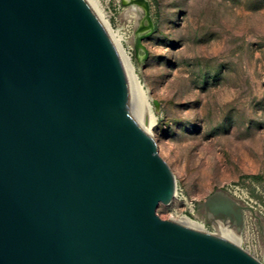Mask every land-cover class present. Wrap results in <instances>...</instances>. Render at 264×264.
<instances>
[{"label":"water","instance_id":"obj_1","mask_svg":"<svg viewBox=\"0 0 264 264\" xmlns=\"http://www.w3.org/2000/svg\"><path fill=\"white\" fill-rule=\"evenodd\" d=\"M170 172L85 1L0 0V264H261L236 199L205 203L220 237L157 214Z\"/></svg>","mask_w":264,"mask_h":264},{"label":"rangeland","instance_id":"obj_2","mask_svg":"<svg viewBox=\"0 0 264 264\" xmlns=\"http://www.w3.org/2000/svg\"><path fill=\"white\" fill-rule=\"evenodd\" d=\"M98 1L149 92L153 140L177 182L157 214L220 236L205 203L236 199L248 207L240 249L264 264V0H145L152 28L144 6Z\"/></svg>","mask_w":264,"mask_h":264},{"label":"bare ground","instance_id":"obj_3","mask_svg":"<svg viewBox=\"0 0 264 264\" xmlns=\"http://www.w3.org/2000/svg\"><path fill=\"white\" fill-rule=\"evenodd\" d=\"M84 1L92 11L94 16L96 17L103 31L106 33L116 53L118 61L121 65V68L123 70L129 88L131 118L134 121L135 125L137 126L138 130L140 131L141 135L143 136L144 140L146 141L147 145L151 149L154 156H157L158 149L154 143L152 131L158 120V117L151 103V97L149 95V92L144 89V86L138 74L136 73L131 57L125 52L122 46L121 39L113 34L107 20L104 19V15L101 12L99 1L98 0H84ZM128 1L133 5H137V4L141 6L144 5L142 0H128ZM161 160L164 162L162 158ZM170 177H171V196L166 204L172 202L178 196L177 182L172 172H170ZM215 197H221V196L218 193V195H215ZM170 221L185 228L196 231L198 233L210 235V233L207 231V229L203 224L198 223L187 216L181 217L178 220H170Z\"/></svg>","mask_w":264,"mask_h":264}]
</instances>
